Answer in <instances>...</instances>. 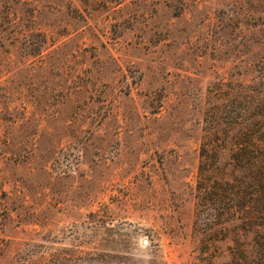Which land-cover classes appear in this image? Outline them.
<instances>
[{
	"label": "rangeland",
	"instance_id": "374dc122",
	"mask_svg": "<svg viewBox=\"0 0 264 264\" xmlns=\"http://www.w3.org/2000/svg\"><path fill=\"white\" fill-rule=\"evenodd\" d=\"M246 128L264 0H0V264H228L199 185Z\"/></svg>",
	"mask_w": 264,
	"mask_h": 264
},
{
	"label": "trees",
	"instance_id": "16d2710c",
	"mask_svg": "<svg viewBox=\"0 0 264 264\" xmlns=\"http://www.w3.org/2000/svg\"><path fill=\"white\" fill-rule=\"evenodd\" d=\"M245 131L244 138L235 142L232 158L245 165L256 176L250 180L248 177L238 179L227 174L214 178L209 183L200 182L199 188L202 190L203 200L211 204L215 215L219 218L237 217L244 230H255L252 248L242 244L234 246L228 264H264V141L257 134H252L249 128ZM249 149L253 151L251 154ZM243 188L247 191L244 192Z\"/></svg>",
	"mask_w": 264,
	"mask_h": 264
}]
</instances>
